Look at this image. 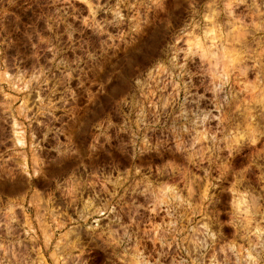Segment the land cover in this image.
Wrapping results in <instances>:
<instances>
[{
	"label": "clouds",
	"instance_id": "9594fccd",
	"mask_svg": "<svg viewBox=\"0 0 264 264\" xmlns=\"http://www.w3.org/2000/svg\"><path fill=\"white\" fill-rule=\"evenodd\" d=\"M0 264H264V0H0Z\"/></svg>",
	"mask_w": 264,
	"mask_h": 264
}]
</instances>
